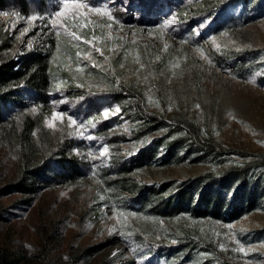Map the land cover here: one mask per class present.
Segmentation results:
<instances>
[{
    "label": "rangeland",
    "instance_id": "1",
    "mask_svg": "<svg viewBox=\"0 0 264 264\" xmlns=\"http://www.w3.org/2000/svg\"><path fill=\"white\" fill-rule=\"evenodd\" d=\"M77 2L112 18L0 0V66L42 53L50 79L0 88V264H264V202L163 216L139 193L264 178V0Z\"/></svg>",
    "mask_w": 264,
    "mask_h": 264
},
{
    "label": "trees",
    "instance_id": "2",
    "mask_svg": "<svg viewBox=\"0 0 264 264\" xmlns=\"http://www.w3.org/2000/svg\"><path fill=\"white\" fill-rule=\"evenodd\" d=\"M14 68L13 62L0 66L1 89L20 83H24L36 93L48 89L50 79L47 55L33 53L23 59L20 68ZM0 98L2 100L0 103L4 104L6 99ZM255 157L256 165L252 167L264 168V155L255 154ZM248 169L232 176L203 175L178 184L174 188L170 182L160 188L144 186L139 193L146 201L151 197L155 202L152 209L163 216L178 215L187 211L197 217L235 220L264 202V178L254 175L249 178L245 173ZM236 181L239 185L234 188L231 183ZM169 190L171 193L164 196V192Z\"/></svg>",
    "mask_w": 264,
    "mask_h": 264
},
{
    "label": "snow or ice",
    "instance_id": "3",
    "mask_svg": "<svg viewBox=\"0 0 264 264\" xmlns=\"http://www.w3.org/2000/svg\"><path fill=\"white\" fill-rule=\"evenodd\" d=\"M61 7L59 8V10L55 11L54 13V18L51 19V23L54 27H63L64 25L60 24V20L61 18H67V16L71 15L73 18H75L76 14L79 12V10L81 8H87L88 11L90 12H94L98 15H107L109 16V18L111 19V14L110 12H108V10L106 8H101L98 6H89L88 4H83L80 2H77V0H61ZM36 19V16H32L29 20V23H31V21H34ZM57 35H59V32H57ZM74 39L75 40H80L81 38L79 36H75L74 35ZM84 43H91L90 41H84ZM97 52H100L101 50L99 48L96 49ZM77 56H80V53H77ZM85 59H89L91 60V54H87L85 57ZM78 70H82V69H78ZM35 111V109H33ZM52 121L55 122L57 120H62L63 116L57 112H53L52 113ZM70 124H75V121H70ZM54 124L53 123H49V127H53ZM241 252H244V247L241 246L239 249Z\"/></svg>",
    "mask_w": 264,
    "mask_h": 264
}]
</instances>
